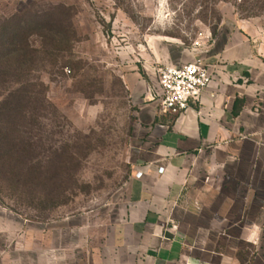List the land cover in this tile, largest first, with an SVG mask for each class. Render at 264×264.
I'll list each match as a JSON object with an SVG mask.
<instances>
[{"label": "rangeland", "instance_id": "rangeland-1", "mask_svg": "<svg viewBox=\"0 0 264 264\" xmlns=\"http://www.w3.org/2000/svg\"><path fill=\"white\" fill-rule=\"evenodd\" d=\"M240 1L0 0V30L46 19L68 37L52 57L42 32L25 30L38 49L27 77L34 100L14 144L29 172L22 188L0 175V205L46 225L49 237L61 231L66 248L100 249L134 171L138 105L125 81L148 94L164 65L239 61L251 71L241 69L239 81L252 76L264 93V0Z\"/></svg>", "mask_w": 264, "mask_h": 264}, {"label": "crops", "instance_id": "crops-1", "mask_svg": "<svg viewBox=\"0 0 264 264\" xmlns=\"http://www.w3.org/2000/svg\"><path fill=\"white\" fill-rule=\"evenodd\" d=\"M237 64L211 68L200 103L177 117L125 81L138 109L121 220L100 249H69L61 231L49 237L0 205V264H264V93Z\"/></svg>", "mask_w": 264, "mask_h": 264}, {"label": "trees", "instance_id": "trees-1", "mask_svg": "<svg viewBox=\"0 0 264 264\" xmlns=\"http://www.w3.org/2000/svg\"><path fill=\"white\" fill-rule=\"evenodd\" d=\"M240 3L244 5L246 0ZM56 23L44 19L29 22L22 30L14 27L0 30V90H4L0 92V175L6 177L10 187L22 188L29 172L18 164L14 144V136L25 119L28 104L34 100L28 90L31 83L27 77L36 62L38 49L28 42L25 30H40L45 43L43 52L53 57L68 42L67 35L60 32ZM7 83L11 85L5 89L3 84ZM241 106V101L235 103L234 116Z\"/></svg>", "mask_w": 264, "mask_h": 264}, {"label": "built area", "instance_id": "built-area-1", "mask_svg": "<svg viewBox=\"0 0 264 264\" xmlns=\"http://www.w3.org/2000/svg\"><path fill=\"white\" fill-rule=\"evenodd\" d=\"M213 72L210 66L197 59L182 65H164L149 89V99L157 104L159 114L177 117L198 105L210 86ZM163 169H158L162 173ZM141 173L136 174L140 178Z\"/></svg>", "mask_w": 264, "mask_h": 264}]
</instances>
